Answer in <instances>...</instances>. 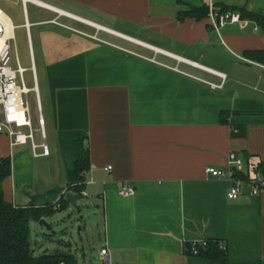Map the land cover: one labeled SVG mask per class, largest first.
<instances>
[{
  "label": "crops",
  "instance_id": "0c3cea01",
  "mask_svg": "<svg viewBox=\"0 0 264 264\" xmlns=\"http://www.w3.org/2000/svg\"><path fill=\"white\" fill-rule=\"evenodd\" d=\"M209 1L0 0L25 30L34 74L33 39L51 58L40 84L36 75L44 140L34 133L49 154L0 136L4 200L25 207L69 193L81 147L82 192L102 213L98 251L112 264H222L185 251L207 240L227 250L225 264H264V192L244 187L228 200L229 185L204 174L224 168L230 151L264 174V65L246 56L264 51V34L246 20L215 30L210 18L179 19ZM211 1L264 14V0ZM122 183L136 194L121 198Z\"/></svg>",
  "mask_w": 264,
  "mask_h": 264
},
{
  "label": "built area",
  "instance_id": "2783aa9c",
  "mask_svg": "<svg viewBox=\"0 0 264 264\" xmlns=\"http://www.w3.org/2000/svg\"><path fill=\"white\" fill-rule=\"evenodd\" d=\"M25 4V0H23ZM207 7L209 8L208 17L215 30L223 27L227 23H240L239 14L224 13L218 15L214 11V5L210 0ZM25 29L28 31V25L25 24ZM14 26L9 19L0 10V136L6 137L10 140V147L23 146L30 143V148L35 157L45 156L49 154V150L45 142L37 145L34 142L35 132H38L44 140V121L41 118V104L39 103L38 89L36 84V74H34L33 67L29 69L32 74L33 86L28 87L24 81L25 69L21 68L19 61L16 59V66L13 67L12 59V43L14 42ZM92 38L96 39L95 36ZM32 62V56L29 55ZM158 64L153 58H144ZM162 67L169 68L165 65ZM177 71V69L169 68ZM224 78L223 75H219ZM212 88H220L221 86L211 84ZM30 93H34L35 104L37 110L38 128L34 127V120L31 117V104L28 97ZM41 150V153L38 151ZM224 168L206 167L204 174L210 178H217L225 181L228 186L227 199L234 200L238 198L244 187L250 189V194L257 196L264 192V174L262 173L260 163L251 158H242L238 153L230 151L226 157ZM1 161V157H0ZM106 170H111L108 166ZM118 195L122 197H132L136 194L133 187L127 183H122L117 190ZM82 197L88 195L81 192ZM191 255H198V246H206L207 241H200V243H191ZM99 259L103 264H112L110 254L106 248L98 251ZM66 264V263H63Z\"/></svg>",
  "mask_w": 264,
  "mask_h": 264
},
{
  "label": "trees",
  "instance_id": "16d2710c",
  "mask_svg": "<svg viewBox=\"0 0 264 264\" xmlns=\"http://www.w3.org/2000/svg\"><path fill=\"white\" fill-rule=\"evenodd\" d=\"M214 11L218 15L224 13L239 14L241 20L256 23L264 34V14L249 12L245 8H236L228 6H215ZM209 8L189 7L185 13L179 14V19L189 18L202 20L208 17ZM247 58L253 62L264 65V51H254L246 54ZM228 114L222 113L221 122L226 124ZM236 135V134H234ZM79 154L75 161L74 170L67 174L69 186L67 191L82 195L84 188V174L89 170L88 155L83 148L78 147ZM9 166L7 159L0 161V264H76L75 256L66 251L56 250L52 253L36 256L32 249L30 236V224L38 223L47 216L54 214L51 205L43 206H12L2 197V181L1 179L8 175ZM58 194V191L52 192ZM60 203L56 207L57 212L62 211L69 205L66 196L61 194ZM191 243L185 245V251L191 255ZM198 255L209 261L225 264L227 260V250L220 244L218 240H207L206 246H198Z\"/></svg>",
  "mask_w": 264,
  "mask_h": 264
},
{
  "label": "rangeland",
  "instance_id": "374dc122",
  "mask_svg": "<svg viewBox=\"0 0 264 264\" xmlns=\"http://www.w3.org/2000/svg\"><path fill=\"white\" fill-rule=\"evenodd\" d=\"M1 8V3H0ZM7 8L6 11H9ZM13 13V12H12ZM14 42L12 43V59L13 67L16 66V59H18L21 68L25 69L24 81L29 88L33 86L32 74L30 71L31 59L29 58V49L26 40L25 30L21 29L18 25L20 22L13 18ZM32 35L35 36V29L32 30ZM33 59L35 66V74L37 75L39 84L41 82L40 68L46 59H51L49 56L40 52L36 40L33 39ZM62 56V55H58ZM53 58V56H50ZM31 104V117L34 120V127L38 128L37 110L35 104L34 93H30L28 97ZM60 190L55 196H50L51 201H46L45 204H38L37 202L31 203L34 206L51 205V210L54 214L47 216L43 219L51 226V230H46L44 227L39 226L38 223L32 222L31 229V246L34 249L36 256L42 254L52 253L56 250L66 251L75 256L76 264H103L100 261L97 253L105 241L104 239V224L102 221V213L95 209L93 199L81 197L77 200L78 210H73L71 206H67L62 211L57 212L56 207L59 205ZM75 194L74 192H69ZM57 199V200H56ZM82 216V219L79 217ZM65 243V244H64ZM82 253H84L82 256Z\"/></svg>",
  "mask_w": 264,
  "mask_h": 264
},
{
  "label": "water",
  "instance_id": "95a60500",
  "mask_svg": "<svg viewBox=\"0 0 264 264\" xmlns=\"http://www.w3.org/2000/svg\"><path fill=\"white\" fill-rule=\"evenodd\" d=\"M65 195H66V199L69 201V204H70L71 208L73 210H78V213H81L80 209L78 208L76 203H77V200H79L82 196L73 195V194H70V193H66ZM79 218L82 219V216H80ZM38 224H39V226L44 227L46 230H51L52 229L51 226L48 223H46L45 220H40L38 222Z\"/></svg>",
  "mask_w": 264,
  "mask_h": 264
}]
</instances>
